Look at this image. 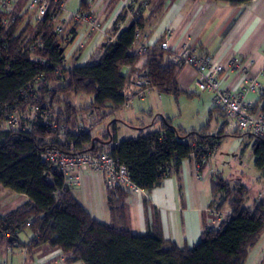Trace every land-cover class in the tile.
Segmentation results:
<instances>
[{"label": "trees", "instance_id": "16d2710c", "mask_svg": "<svg viewBox=\"0 0 264 264\" xmlns=\"http://www.w3.org/2000/svg\"><path fill=\"white\" fill-rule=\"evenodd\" d=\"M119 1L106 2L109 5L105 17ZM172 1L128 0L108 32L116 37L115 42L105 46L99 62L78 67L77 56L67 69L63 68V63L68 45L53 33L47 19L37 22L34 15L26 13L25 1L17 2L11 15L0 11V119L17 113L23 120L20 127H24L30 105L36 104L39 107L37 115H40L44 109L40 99L46 95L49 122L68 126L81 122V110L60 98L72 94L92 97L91 104L84 110L104 120L122 109V91L133 82L138 72L135 65L142 57L146 60L143 70L152 92L180 95L176 79L181 67L163 66L166 52L159 48L161 42L143 56L127 53L135 31H143L164 5ZM199 1L242 7L252 0ZM89 8L88 0H80L78 10ZM129 12H132L130 17ZM6 19L8 24L3 26ZM71 34L72 40L75 31L71 30ZM32 55L48 58L49 64L35 62ZM61 102L63 109L58 106ZM156 118L153 123L157 120L160 123L157 131L149 132L146 131L148 127H141L136 138L118 144L115 123H111L101 137L93 135L90 128L76 137L61 139L57 131L40 124L35 125L31 133L21 129L0 131V188L27 199L15 210L0 215V244L13 249L18 234L29 230L32 238L37 237L36 241L31 240V247L48 245L51 250L60 251L63 264H245L249 251L264 234V202L256 199L246 205L247 189L243 185L231 186L222 179H215L213 193H224L217 209L228 211V216L220 229L205 227L195 247L181 249L163 239L158 231L148 236H134L127 227L124 209L116 207L111 191H107L109 222L95 221L74 200L57 170L37 157L38 151L47 146L65 149L68 140L78 153L109 151L127 168L133 185L147 192L172 174L178 176L181 163L186 159L193 157L198 168H203L223 138L222 131L215 136L208 134L209 124L186 132L174 127L168 118ZM231 136L242 135L235 131L225 137ZM95 138L109 144L93 142ZM252 153L255 168L264 172V142L256 137ZM28 219L30 226L26 227Z\"/></svg>", "mask_w": 264, "mask_h": 264}, {"label": "crops", "instance_id": "0c3cea01", "mask_svg": "<svg viewBox=\"0 0 264 264\" xmlns=\"http://www.w3.org/2000/svg\"><path fill=\"white\" fill-rule=\"evenodd\" d=\"M127 4L128 0H120L112 11L108 12L105 24L100 26V32H90L81 25L71 27V30L75 31V36L65 49V59L71 57L72 62L79 56L76 65L78 67L86 65L93 52L101 45L102 33L111 29L114 20ZM108 5L109 3L104 8L107 9ZM100 17L99 25H102ZM61 19L67 18L61 16ZM142 35L151 48L159 42L167 41L170 51H178L183 46H192L199 53L208 55L220 63H225L230 58L237 60L241 70H227L218 78L219 87L222 90L238 92L252 80L264 87V77L260 75L264 71V0H252L242 7H229L210 1L173 0L165 4L161 12L145 26ZM145 63L146 60L142 57L137 63V68H143ZM195 77L192 67H181L176 79L178 90L184 94L195 95L197 90L194 86ZM202 93L203 96L200 97L203 98L202 106L205 104L208 107L213 106L211 94ZM244 100L252 101L256 106L262 104V99L255 93H248ZM158 115L168 118L164 114ZM225 124H227L226 119L220 127L209 133L215 136L222 131L223 138L217 149L206 160L203 168L199 169L192 157L182 161L178 176L172 174L150 191L133 192L122 189V193H118L116 207L124 209L127 227L134 236H148L158 231L163 239L175 243L178 248L191 249L200 242L204 228H210L209 220L213 218L212 210H218L223 214L222 218L218 219L219 224L228 216V211L217 209L224 198L221 197L222 192L213 193V182L218 177L211 166V159L222 142H231L232 154H238V163L242 164L245 161L244 148L250 149L252 153L255 137L244 135L245 133H239L242 136L225 137L235 132L227 125L223 126ZM159 127L160 123L157 120L152 122L146 131H157ZM174 127L186 132L190 131L179 125ZM137 130L134 129L128 138L122 141L136 138ZM122 141H117V144ZM252 160L255 161L253 153ZM256 180L262 187L261 192L264 195V172L259 171L255 177ZM69 191L77 204L92 219L99 223L109 222L107 191L110 190L103 177L84 173L80 176L78 183L69 188ZM2 196L0 207L8 204L10 207L3 214L0 213L1 216L27 201L25 196L16 195L7 189H3ZM21 233L18 234V239ZM19 245L21 244L18 240L13 248L23 249ZM26 248L22 251L24 252ZM7 254L6 247L0 244V260L7 261L3 258ZM58 256L63 262L61 252L54 251L40 260L39 264L50 263L53 259L56 261ZM25 260L23 253L22 264Z\"/></svg>", "mask_w": 264, "mask_h": 264}, {"label": "built area", "instance_id": "2783aa9c", "mask_svg": "<svg viewBox=\"0 0 264 264\" xmlns=\"http://www.w3.org/2000/svg\"><path fill=\"white\" fill-rule=\"evenodd\" d=\"M19 1H25V11L28 14L34 15L37 22L47 19L49 25L52 27L53 33L61 39L64 45L71 43V27L84 26L88 31H98L100 12L97 8L102 5L105 7L109 0H95V7L89 10H77L69 14L66 20L61 19L64 11L63 0H0V11L11 15ZM102 10V9H101ZM132 12L128 13L130 17ZM8 19V17H7ZM3 21L2 25L6 26L8 20ZM119 28L122 25H118ZM102 43L97 48L87 65H95L99 62L105 52V46L115 42V36H110L107 32L102 33ZM159 48L166 52L163 66H173L179 69L183 66L192 67L195 71L196 77L194 81L195 88L204 93L211 94V103L217 111H219L226 119L227 127L238 132L250 134L264 142V87L252 80L247 82L238 92H229L222 90L219 87L218 78L227 70H241V66L234 58L228 59L225 63H220L208 55H203L192 46H183L178 51H170L168 42L163 41L159 44ZM149 45L146 44L142 31L137 29L131 48L128 54L131 55H145L151 51ZM31 58L41 65L47 66L49 64L48 58L32 55ZM63 68H69L64 59ZM135 68L138 70L133 82L128 89L122 91L124 96V104L122 109H129L136 101H143L147 98L151 90V83L143 68ZM58 71V70H57ZM264 77V71L260 74ZM248 93H255L262 99V104L256 106L252 101H245L244 97ZM33 96V95H31ZM41 102L44 103V109L40 115L39 107L36 104L30 105V113L26 118L24 127H20L21 115L17 113L5 115L0 119V131L12 132L21 129L22 131L32 132L33 127L37 124L48 127L54 132H58V136L76 137L81 133L88 131L82 122H76L72 125L59 124L49 122L48 111V97L41 96ZM65 149H60L55 146H47L38 151V159L45 165L53 167L57 170L63 179V185L70 188L72 185L78 183L80 176L84 173L96 174L105 180L107 188L113 193L117 201V194L119 190L137 192L138 189L130 180L128 170L122 164H119L110 154L109 151H101L96 154L78 153L74 151L72 142L70 140L65 142ZM213 218L209 220V227L220 229L221 224L218 219L222 218V213L218 210H212ZM30 226V219L26 227ZM37 240L36 235L32 238ZM31 242L23 252L27 255V250L30 248ZM12 247L6 246V253H11ZM0 264H8L7 261L0 260Z\"/></svg>", "mask_w": 264, "mask_h": 264}, {"label": "rangeland", "instance_id": "374dc122", "mask_svg": "<svg viewBox=\"0 0 264 264\" xmlns=\"http://www.w3.org/2000/svg\"><path fill=\"white\" fill-rule=\"evenodd\" d=\"M90 8H94L96 5L95 0H88ZM64 11L62 14L63 18H67L69 14L74 13L78 10L80 0H63ZM97 8L100 13V23L102 27L107 20L105 17L107 9L102 5ZM124 6L123 9H125ZM102 9V10H101ZM129 19V18H128ZM111 30V29H110ZM109 30V31H110ZM108 31V32H109ZM91 32H98L91 31ZM107 32V33H108ZM65 59V57H64ZM66 65L70 67L71 57L65 59ZM199 95V96H198ZM203 93L195 91V95L192 93H181L178 96L172 95H158L156 92H151L150 95L145 98L142 102L136 101L129 109H120L113 114L109 115L104 120H99L96 113L85 111L92 102V97L85 95H72L66 94L61 95V101H67L77 109L81 110L82 124L86 129L91 128V133L98 137H101L104 132L109 129L111 123L116 124V138L117 141H122L134 131L141 127H148L154 119H157L158 114H164L170 118L173 126H182L186 130H198L201 127H206L209 124L208 134L211 130L218 128L223 123L222 114L215 110L213 106L209 107L205 104L202 106L201 102ZM60 109H63V103L58 104ZM207 106V107H205ZM211 115V116H210ZM153 128H157L153 126ZM245 161L242 164L238 163V154H232V143L222 142L217 153L213 155L211 159V166L215 170L218 179H222L228 182L231 186L233 184H241L247 189L246 205H250L252 201L260 199L264 202V195H262V187L255 181V177L259 172L252 160V153L250 149L244 148ZM259 185V186H258ZM264 194V193H263ZM0 198L3 196V189L0 188ZM262 196V197H261ZM224 198V193L221 194ZM8 204V203H6ZM10 204L0 207V213L3 214ZM15 207V205H14ZM13 207V208H14ZM19 243L23 246H28L32 240V235L29 230L23 231L19 235ZM23 249L15 247L13 252L7 254L4 259L9 264H22ZM22 252V254H21ZM48 245H41L35 248L29 249V253L25 257L24 264H39L45 256L53 253ZM63 259V258H62ZM44 263V264H48ZM49 264H63L62 260L58 256L57 260L50 261ZM245 264H264V235L258 244L249 251L248 257Z\"/></svg>", "mask_w": 264, "mask_h": 264}, {"label": "water", "instance_id": "95a60500", "mask_svg": "<svg viewBox=\"0 0 264 264\" xmlns=\"http://www.w3.org/2000/svg\"><path fill=\"white\" fill-rule=\"evenodd\" d=\"M93 142H97L98 144H101V145H108L109 142H102L101 140L95 138ZM9 241H13V239H10Z\"/></svg>", "mask_w": 264, "mask_h": 264}]
</instances>
